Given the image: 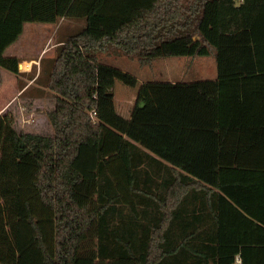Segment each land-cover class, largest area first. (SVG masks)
<instances>
[{
	"label": "trees",
	"instance_id": "obj_1",
	"mask_svg": "<svg viewBox=\"0 0 264 264\" xmlns=\"http://www.w3.org/2000/svg\"><path fill=\"white\" fill-rule=\"evenodd\" d=\"M66 16L77 24L65 35L59 24L49 78L41 58L34 83L20 87L56 94L53 134L19 132L14 117L0 113V264H233L238 253L242 264H259L253 259L264 247L223 245L217 231L182 243L170 237L165 247L157 241L169 239L162 226L169 198L180 193L217 226L224 199L264 228V0H27L21 20L58 24ZM18 39L0 29V86L2 70L27 74L23 60L7 54ZM109 53L144 64L213 55V153L177 169L127 138L114 118L95 119L99 109L115 116L113 96L101 95L111 99L106 115L97 96L98 65ZM142 94L145 116L137 113L126 134L148 136L155 113L149 90Z\"/></svg>",
	"mask_w": 264,
	"mask_h": 264
},
{
	"label": "crops",
	"instance_id": "obj_2",
	"mask_svg": "<svg viewBox=\"0 0 264 264\" xmlns=\"http://www.w3.org/2000/svg\"><path fill=\"white\" fill-rule=\"evenodd\" d=\"M26 2L20 9V19ZM4 14L7 15L8 13ZM7 19L10 20V23L13 22L11 18ZM74 20L75 19L66 16L63 17L58 24H49L51 26L47 28L44 27V24L42 23H28V29L31 32V27H34L33 30L38 27L44 30L47 36L53 34L54 37V35L56 36L59 24L62 23L64 27H66V29L63 28V35H65V33L68 32L67 27L69 25L72 27L77 24ZM2 21L4 20L1 18V23L4 24ZM45 26L48 25L45 24ZM10 31L15 32L14 27H11ZM21 59L24 63L30 62L32 66H40L38 58L36 59L35 57H30ZM7 72L8 71L6 70H2L3 76L4 74L8 76L9 74ZM127 72H129L127 69H122L123 75L126 76ZM24 73L28 74L29 72L27 71ZM11 76L15 75L11 74ZM216 77L217 72L214 76L207 79L200 77H192V79H185V77H171L166 81L167 83L165 85L160 83L163 85L162 87L159 86L157 88H153L152 91L154 92H150L149 88L150 101H153L151 102V106L153 105L151 107V113H155V116H150L149 119L148 151L160 158H163V160L169 165H172L177 169H181L188 162L195 160L202 155H210L213 153L215 137L218 134L216 113L217 103L215 101ZM206 80H209V82L205 83L204 81ZM130 81L132 80H129V82ZM33 83V81H29L25 88ZM130 83L133 84L134 82ZM139 84V87H137L138 91L130 93V95L127 94L125 97L128 99L125 97L123 98V102L125 101V103L130 106L129 110L127 109L126 114V116H128V122L133 120L137 113H139L140 116H145L144 113L141 112V109L146 106V99L148 97H143L142 93H144L143 90L146 87H150V83H148V80L146 79H140ZM207 84H212L214 89L212 91L207 90L205 87ZM9 89L10 87L8 88L5 86L3 90H0V93L4 95V93H6ZM24 89L21 91L17 87L16 95L19 96L22 94ZM161 89L163 90L160 92L159 90ZM10 96L11 92L9 95H1L2 99L6 101L4 102L5 106L0 108V113L7 110L11 102L8 100ZM116 97H112V99L114 98V101H116L120 108L122 105L121 97L115 99ZM33 99H35V97H31L30 100ZM125 103L124 106H126ZM113 112H115V109ZM124 113L125 112H123V114ZM189 128H193L195 130L188 132ZM207 130L209 131L206 132ZM189 133L194 134L190 139H187V135ZM175 138L180 140L177 145L174 144ZM193 206L194 202L190 203L186 194L180 193L169 198L170 209L167 211V216L162 226V230H164V232H169V235H167L169 239H167L165 243L164 239H159L157 241L158 247L172 245V243L169 242L170 237L171 239L176 241L178 240L182 243V238L187 236V234L190 236V234H199V232H203V239H208L209 237L214 238L216 231L219 242L223 245L238 244L240 247H264V228L247 218L227 200L220 199L218 226L213 218H206L205 214L202 213L199 208H194ZM162 230H160V232H162ZM200 238L201 237L197 238L198 245L203 244L204 241ZM173 261L174 260L171 258L167 259L165 264H173ZM253 261L258 262L259 264H264V254L255 256ZM182 264H186V262H182ZM233 264H242V257L239 253L236 255Z\"/></svg>",
	"mask_w": 264,
	"mask_h": 264
},
{
	"label": "rangeland",
	"instance_id": "obj_3",
	"mask_svg": "<svg viewBox=\"0 0 264 264\" xmlns=\"http://www.w3.org/2000/svg\"><path fill=\"white\" fill-rule=\"evenodd\" d=\"M26 1L27 0H0V29L10 31L11 27H14L15 33L18 32L19 34V39L7 50L8 55H17L21 58L35 57L38 58L39 61L41 58H43L42 62L44 65V69L42 71H44L43 80L45 81L49 78L53 66L54 57L57 53L58 36L57 33L56 36L54 35V37L53 34H48L49 36H47L44 30L38 27H36L37 29L34 30V27H31V32L29 31L28 23L31 24V22L23 23L20 19L19 14L20 9ZM4 13L8 14L6 15ZM1 18L2 20H4L2 21L4 22V24L1 23ZM7 18H11L13 22L10 23V20H8ZM47 25L48 26H45L44 24L43 26L46 28L51 26L49 24ZM22 65L23 68H28L31 63L22 62ZM98 68L100 86H98L97 96L99 98V101L101 102V114L105 115L107 110V104L111 102V99L103 100L101 98V95L113 97L117 96L115 99L121 97V104L124 106L125 101L123 102V98L127 94L130 95V93L138 91L137 87H139L140 85V79H146L148 80V83H150V87H146L143 91H146L147 89L149 90L150 88V92H154L152 91L153 88H157L159 86L162 87L167 83L166 81L171 77H185V79H192V77H200L203 79H207L211 76H214L217 72L216 60L213 55L195 57H160L153 61V63L151 64H144L141 63L136 57L109 53L101 57V61L98 65ZM122 69H127L129 71L126 73V76L123 75ZM21 71L27 72V70L23 69H21ZM28 72L31 73L22 74L19 76H11L10 72H7L9 75L7 76L4 74L5 77L2 73V86L0 90H3L6 86L8 88L10 87L11 91L9 89L6 93H4V95L0 93V108L5 106L4 102L6 101L2 99L1 95H9L11 92V96L8 98V100H10L11 102L7 110L4 112L2 111L3 113L1 114L9 113L11 116H13L14 127L19 132L27 131L44 135H52L53 127L48 118V114L56 106V94L46 88L44 89L45 91L40 94L38 92V87H36L37 85H33L34 89H32V91L27 92L25 94H20L19 96L16 95L17 87L19 90H21L20 87L22 84L28 83L29 81L34 82V80L38 77L40 73V66L38 67V65H34L31 67L30 70H28ZM30 75L34 78L30 79ZM134 76H136L137 78ZM129 80H132L130 82L134 83H130ZM160 83H163V85ZM162 90L163 89L159 91L161 92ZM31 97H35V99L30 100ZM112 105L113 110L115 109L116 116H112V113L108 114V116H100V109L97 115L95 114V112H91V115L95 119L99 120L104 117L114 118L120 125V131L127 138L135 140L147 149L149 144L147 130L137 132L138 136H133V133L135 131L132 130H130L129 134H125V130L128 124V116H126V114L127 109L129 110L130 106L125 103L126 106L123 107L121 105V107L119 108V105L116 103V101H114V98ZM123 112L125 113L123 114ZM143 132L144 135H140ZM118 151L122 158L126 159V154L123 146H120Z\"/></svg>",
	"mask_w": 264,
	"mask_h": 264
},
{
	"label": "built area",
	"instance_id": "obj_4",
	"mask_svg": "<svg viewBox=\"0 0 264 264\" xmlns=\"http://www.w3.org/2000/svg\"><path fill=\"white\" fill-rule=\"evenodd\" d=\"M31 67H32V64H31V65H30L28 68H26V67H25V68H23V67H22V69H23V70H27V71H28V70H30V69H31Z\"/></svg>",
	"mask_w": 264,
	"mask_h": 264
},
{
	"label": "water",
	"instance_id": "obj_5",
	"mask_svg": "<svg viewBox=\"0 0 264 264\" xmlns=\"http://www.w3.org/2000/svg\"><path fill=\"white\" fill-rule=\"evenodd\" d=\"M22 67H23V65H22V63H20V64H19V68L22 69Z\"/></svg>",
	"mask_w": 264,
	"mask_h": 264
}]
</instances>
